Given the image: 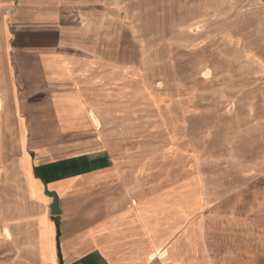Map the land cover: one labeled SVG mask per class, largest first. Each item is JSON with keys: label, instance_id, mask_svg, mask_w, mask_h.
<instances>
[{"label": "crops", "instance_id": "crops-1", "mask_svg": "<svg viewBox=\"0 0 264 264\" xmlns=\"http://www.w3.org/2000/svg\"><path fill=\"white\" fill-rule=\"evenodd\" d=\"M73 1L0 0V264H214L197 198L147 180L120 132L73 147L112 111L96 88L118 71L68 50L85 39Z\"/></svg>", "mask_w": 264, "mask_h": 264}, {"label": "rangeland", "instance_id": "rangeland-1", "mask_svg": "<svg viewBox=\"0 0 264 264\" xmlns=\"http://www.w3.org/2000/svg\"><path fill=\"white\" fill-rule=\"evenodd\" d=\"M73 2L85 39L68 50L111 58L100 63L118 70L96 88L112 111L103 109L102 126L88 125L73 147L93 148L120 132L143 154L147 180L180 182L197 198L214 264H264V251L255 249L264 246V29L257 23L264 5Z\"/></svg>", "mask_w": 264, "mask_h": 264}, {"label": "water", "instance_id": "water-1", "mask_svg": "<svg viewBox=\"0 0 264 264\" xmlns=\"http://www.w3.org/2000/svg\"><path fill=\"white\" fill-rule=\"evenodd\" d=\"M52 196L54 197V201H53V204L51 206L52 213L53 214H59L60 213V210H59V207H58L59 198H58V196L56 194H52Z\"/></svg>", "mask_w": 264, "mask_h": 264}]
</instances>
